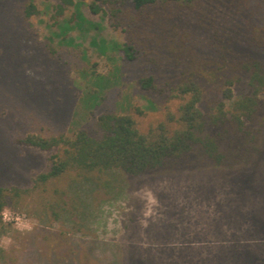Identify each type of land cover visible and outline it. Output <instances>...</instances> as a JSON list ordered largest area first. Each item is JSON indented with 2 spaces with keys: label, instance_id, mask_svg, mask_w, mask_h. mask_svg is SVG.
<instances>
[{
  "label": "rangeland",
  "instance_id": "374dc122",
  "mask_svg": "<svg viewBox=\"0 0 264 264\" xmlns=\"http://www.w3.org/2000/svg\"><path fill=\"white\" fill-rule=\"evenodd\" d=\"M24 1L0 0V185L29 187L47 168L50 151L15 144L27 133L96 134L97 114L104 111L132 113L148 132L176 111L179 99L168 85L176 70L168 59L152 61L139 50L135 59H124L117 48L124 34L102 14L89 13L86 2L76 9L86 21L76 17L61 34V19L50 22L57 0H32L39 13L27 19ZM159 10L168 30L192 37L206 66L203 111L222 99L219 67L264 57V0H196ZM148 74L155 88L141 89L138 79ZM232 89L234 95L250 91L243 76ZM109 176L103 189L97 178L70 184L78 209L56 221L30 203L7 206L38 225L21 233L0 222V236L12 240L0 246V264H264V144L258 159L239 167L180 163ZM149 192L157 204L145 217Z\"/></svg>",
  "mask_w": 264,
  "mask_h": 264
},
{
  "label": "trees",
  "instance_id": "16d2710c",
  "mask_svg": "<svg viewBox=\"0 0 264 264\" xmlns=\"http://www.w3.org/2000/svg\"><path fill=\"white\" fill-rule=\"evenodd\" d=\"M126 1L57 0L52 6L50 22L55 25L61 19L59 33L65 34L73 27L70 24L76 17L79 22L86 21L76 10L86 2L89 13L102 14L112 28L122 31L124 41L117 48L124 59H135L138 50L148 53L146 56L152 61L168 59L176 70L173 82L168 83L171 97L179 99L176 111L169 112L166 122H159L148 132L139 130L132 113L104 111L97 114L96 134L77 129L72 134L27 133L15 139L18 146L50 151L49 163L33 177L29 187L0 185V209L22 208L30 203L43 218L56 221L62 215L75 214L78 209L77 199L69 193L74 182L97 178L103 189L108 187L109 175L114 171L138 175L180 163L189 167L209 164L234 168L254 162L263 153L264 57L245 58L230 69L219 67L222 99L203 111L199 103L206 66L196 53L192 37L187 32L168 30L165 17H158L159 8L165 5L191 7L196 0H130L131 7ZM71 7L74 11L66 18ZM38 13L32 0L23 2V18ZM259 45L264 44L259 42ZM241 76L250 91L234 95L233 85ZM138 85L141 89H154V75L141 76ZM135 111L140 112L138 107ZM2 253L0 248V258Z\"/></svg>",
  "mask_w": 264,
  "mask_h": 264
},
{
  "label": "clouds",
  "instance_id": "9594fccd",
  "mask_svg": "<svg viewBox=\"0 0 264 264\" xmlns=\"http://www.w3.org/2000/svg\"><path fill=\"white\" fill-rule=\"evenodd\" d=\"M157 204L156 197L149 192L147 197L146 211L144 216H151L153 206ZM0 222L12 224L16 231L21 233L32 232L38 225V221L28 217L26 214L15 213L12 208L4 207L0 209ZM12 243L11 237L0 236V246H6Z\"/></svg>",
  "mask_w": 264,
  "mask_h": 264
}]
</instances>
